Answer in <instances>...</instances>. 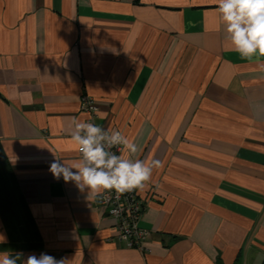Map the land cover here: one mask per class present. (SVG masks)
I'll use <instances>...</instances> for the list:
<instances>
[{"label":"crops","instance_id":"crops-1","mask_svg":"<svg viewBox=\"0 0 264 264\" xmlns=\"http://www.w3.org/2000/svg\"><path fill=\"white\" fill-rule=\"evenodd\" d=\"M216 3L0 0V252L264 264V57L231 49ZM82 94L94 124L137 144L134 159L160 161L136 189L143 250L118 239L96 196L49 171L80 160Z\"/></svg>","mask_w":264,"mask_h":264},{"label":"clouds","instance_id":"clouds-1","mask_svg":"<svg viewBox=\"0 0 264 264\" xmlns=\"http://www.w3.org/2000/svg\"><path fill=\"white\" fill-rule=\"evenodd\" d=\"M216 7L231 49L248 61L264 57V0H217ZM106 116L107 113H100L102 119ZM70 138L81 153L79 162L68 164L56 158L49 171L54 178L62 176L65 182H74L80 191L87 190L89 199L102 190H115L118 194L142 190L150 181L153 168L160 167L159 160L134 159L138 146L120 131H108L73 118ZM113 148L122 149L123 154L117 155ZM5 242L0 237V243ZM20 257L23 258L22 253L0 252V264H18ZM23 264H67V261L41 253L27 255Z\"/></svg>","mask_w":264,"mask_h":264},{"label":"built area","instance_id":"built-area-1","mask_svg":"<svg viewBox=\"0 0 264 264\" xmlns=\"http://www.w3.org/2000/svg\"><path fill=\"white\" fill-rule=\"evenodd\" d=\"M79 108L89 115V121L94 123L96 117L95 100L88 94H82ZM122 149L113 148L112 151L120 155ZM81 158V153L78 151ZM96 205L104 208L115 221L114 227L118 239L128 248L143 250V243L148 239L150 231L138 226L142 216L144 201L137 196L136 189L118 194L115 190H102L97 193Z\"/></svg>","mask_w":264,"mask_h":264}]
</instances>
